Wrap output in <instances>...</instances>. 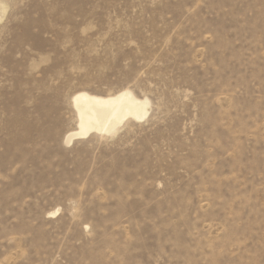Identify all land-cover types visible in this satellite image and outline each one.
Masks as SVG:
<instances>
[{"label":"rangeland","instance_id":"rangeland-1","mask_svg":"<svg viewBox=\"0 0 264 264\" xmlns=\"http://www.w3.org/2000/svg\"><path fill=\"white\" fill-rule=\"evenodd\" d=\"M0 264H264V0H5ZM141 120L65 144L71 95Z\"/></svg>","mask_w":264,"mask_h":264},{"label":"bare ground","instance_id":"bare-ground-1","mask_svg":"<svg viewBox=\"0 0 264 264\" xmlns=\"http://www.w3.org/2000/svg\"><path fill=\"white\" fill-rule=\"evenodd\" d=\"M5 7V0H0V14ZM70 99L76 126L66 132L65 144L75 138H85L91 133L111 134L126 119L141 120L146 117L150 105L148 97H139L128 88L104 95L79 90Z\"/></svg>","mask_w":264,"mask_h":264}]
</instances>
